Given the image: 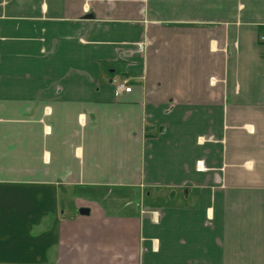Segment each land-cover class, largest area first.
I'll return each mask as SVG.
<instances>
[{
  "label": "crops",
  "instance_id": "crops-1",
  "mask_svg": "<svg viewBox=\"0 0 264 264\" xmlns=\"http://www.w3.org/2000/svg\"><path fill=\"white\" fill-rule=\"evenodd\" d=\"M263 32L264 0H0V264H264Z\"/></svg>",
  "mask_w": 264,
  "mask_h": 264
},
{
  "label": "built area",
  "instance_id": "built-area-1",
  "mask_svg": "<svg viewBox=\"0 0 264 264\" xmlns=\"http://www.w3.org/2000/svg\"><path fill=\"white\" fill-rule=\"evenodd\" d=\"M259 41L264 43V32L260 34ZM113 83L115 85L116 97H120L123 93H130L133 90L131 80L128 78L114 80Z\"/></svg>",
  "mask_w": 264,
  "mask_h": 264
},
{
  "label": "water",
  "instance_id": "water-1",
  "mask_svg": "<svg viewBox=\"0 0 264 264\" xmlns=\"http://www.w3.org/2000/svg\"><path fill=\"white\" fill-rule=\"evenodd\" d=\"M80 213L82 215H89L90 214V210L89 209H86V208H83L80 210Z\"/></svg>",
  "mask_w": 264,
  "mask_h": 264
},
{
  "label": "rangeland",
  "instance_id": "rangeland-1",
  "mask_svg": "<svg viewBox=\"0 0 264 264\" xmlns=\"http://www.w3.org/2000/svg\"><path fill=\"white\" fill-rule=\"evenodd\" d=\"M189 204L188 202H185V205ZM156 246V245H155Z\"/></svg>",
  "mask_w": 264,
  "mask_h": 264
}]
</instances>
